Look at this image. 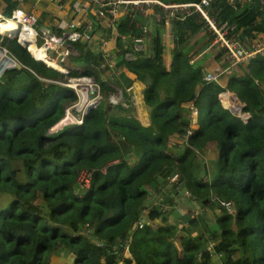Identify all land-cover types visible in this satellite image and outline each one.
<instances>
[{
	"label": "trees",
	"instance_id": "16d2710c",
	"mask_svg": "<svg viewBox=\"0 0 264 264\" xmlns=\"http://www.w3.org/2000/svg\"><path fill=\"white\" fill-rule=\"evenodd\" d=\"M2 1L9 18L14 4ZM251 3L239 13L237 0H214L207 13L217 27L233 17L227 25L250 36L264 32L260 4ZM171 26L169 70L155 40L153 57L131 49L134 57L116 65V72L125 68L134 80L143 78L148 126L135 118L124 92V105L110 103L115 88H122L121 74L109 77L111 70L99 68L101 56L86 44L73 43L77 55L69 58L84 64L83 73L67 67L64 74L36 61L15 38L3 37L14 46L0 45L22 67L0 78V264H52L60 250L72 264H211L213 255H221V264H264V51L229 78L227 89L249 115L243 121L222 106L223 88L205 81L200 65L190 63V39L180 29L191 36L207 29L201 15L193 9L178 13ZM117 31L138 32L129 16ZM80 77L99 86V102L81 124L50 135L78 101L66 80ZM190 105L198 113L195 127ZM173 140L182 144L172 146ZM208 142L217 148L212 168L204 156ZM82 172L89 174L88 188L79 183ZM175 174L191 201L218 211L214 222L199 211L185 227L169 223L162 209L171 205L167 196L161 207L148 206L152 195L164 199L167 188L177 192L175 184L168 186ZM140 220L143 226L133 229Z\"/></svg>",
	"mask_w": 264,
	"mask_h": 264
},
{
	"label": "crops",
	"instance_id": "0c3cea01",
	"mask_svg": "<svg viewBox=\"0 0 264 264\" xmlns=\"http://www.w3.org/2000/svg\"><path fill=\"white\" fill-rule=\"evenodd\" d=\"M10 1L14 4L13 10L14 9L20 10L35 16L37 20V28H49L53 33L58 35H60L64 31L59 27V24L62 21H69L71 19L78 18V15L73 10L74 4L78 3L79 5H81L83 15H80V17L84 16V18L86 19L93 18L95 22L93 38L94 41L97 40V42H95L96 43L95 47L87 45L89 50L92 53L98 55H100L103 52L106 53L108 52L110 56L114 57L115 63L113 68L111 69V74L110 72H106V74L109 77H111L112 74H116L117 76L119 75V73L121 74L120 80H121L122 88H115V93L112 95L115 102L112 103L116 104L122 102L124 105L125 103L123 97V92H124V94H126L127 96L126 101L129 102V104L133 108L135 118L143 126H148L150 124L148 108L146 107L143 100V91L145 89L143 78L140 77L134 80V77H131L128 73L126 74L127 71L125 68H123L122 71L120 72H116V65L119 59L121 60L125 58L128 60L134 57V55L130 51L132 49L131 47L133 45V39L141 35V26L146 25L149 27V29L144 33L143 42H142V51L140 52L142 53L144 52L147 54V56L153 57L154 48L152 49V47L154 46L153 40H155L156 45L157 44L159 45V56H158L159 60L160 62L163 63L164 67L167 70H169L172 61L173 52L175 50V36L171 24L173 22L174 17L177 14L171 15L168 19L169 24H166L164 19L161 17V12L158 11L160 6L157 4H153L150 6L149 9H147V17L136 16L135 18H132V20L134 21V26L138 30V32L136 31L137 35L135 37L130 34L127 35L124 34L119 36V33L117 31V23L125 17V14L120 13L116 17L117 18L116 21L111 26L109 25V21H108L109 16L99 19L94 18L95 17L93 16L94 6L92 4L87 3L85 0H10ZM157 1L163 4H172L179 2V0H166L164 2L160 0ZM252 2H257L260 4V1H252ZM250 3L239 4L236 11L239 13L246 12L247 10L244 9H247ZM5 9H6V4L2 0H0V14L2 15L3 18L8 19L5 14ZM259 9H261V4ZM261 12L264 18V13L262 9ZM262 14H260V16H262ZM232 18L233 17H230L226 22H224V24H221V26L218 28H224L231 21ZM260 18L261 17H258L257 19ZM232 26L233 29L227 33L228 38H231L236 42L240 43L246 50L257 49L254 57L258 53L264 51V48L258 51L259 48L264 47V32L253 33L250 36H245L241 34L240 31H238L235 24H233ZM180 32L186 33L185 35V37H187L186 39H190L189 41L186 42L187 50L190 55V63H194V62L198 63L203 71V74L219 75L216 83H218L224 90L223 92H221V94L231 92L230 93L232 95L231 98H234L233 94L237 97V95L234 92L232 91L229 92V90L227 89V85L229 83V78H231V76H233L234 74L239 73L238 66L234 68L229 67V61L228 59H226L227 58L226 54L223 53L224 51L221 50L219 48V45L215 42V38L212 32L207 28L201 30L196 35L191 36V32L183 27H181ZM0 35L2 36L0 40L3 39V37L9 39L15 38V37L12 38L3 35L1 33ZM119 37H120V41H119ZM104 40L106 41V46H104L106 50L101 49L102 42H104ZM92 44L93 43L89 45ZM69 46H70V55L67 56L66 59L64 60L66 61V64H68L70 57L77 55V51L72 46V44H70ZM56 54L57 53H52L50 54V57L54 58L56 57ZM69 65H68L69 68H73L71 67L73 65L72 63H69ZM63 66L64 68L66 67V65ZM65 70H67L68 72L67 68H65ZM126 80H130V82L132 81V83L126 86L125 85L126 82H124ZM223 81H225V83H223ZM227 98L230 101H233L232 99L229 98L228 95ZM220 101L222 106L224 107L221 99ZM239 103L243 105L241 106V113H242L244 103L242 102ZM234 109L236 110V107H234ZM242 114L248 115L246 113H242ZM196 125H197V117L193 127H195ZM181 144L182 141L177 142L176 140H173L172 142V146L181 145ZM205 151L208 152V155L209 153L213 154V156L209 157L211 160L210 162L216 160L217 148L215 143L208 142ZM205 160L207 161L206 158ZM166 190H167L165 191L166 193L162 195L164 199H162L159 195H152L149 199L148 206H155L157 204V201L160 199L165 201V197L167 196L169 198L168 200L172 201L171 205H168L170 206V209L167 210L168 222L171 224H177L180 227H185V225L189 222V220L193 219V217H190L184 211L187 209H191V206L196 203L191 201L189 198L185 197L179 191L173 192L172 191L173 188H167ZM196 205L198 206V204ZM198 208L199 211H202V213L204 214L202 219L208 221V223L214 222L216 216H219L217 210H210L208 207L205 206L204 207L198 206ZM147 210L148 208L143 211V215H146ZM210 248L211 245L209 246V249ZM63 261L61 260L60 263ZM118 264L121 263L119 262ZM211 264H221L219 257L213 255L211 259Z\"/></svg>",
	"mask_w": 264,
	"mask_h": 264
},
{
	"label": "built area",
	"instance_id": "2783aa9c",
	"mask_svg": "<svg viewBox=\"0 0 264 264\" xmlns=\"http://www.w3.org/2000/svg\"><path fill=\"white\" fill-rule=\"evenodd\" d=\"M87 3L94 6L93 16L94 18H104L108 17L109 25H113L116 21V17L120 13H124L125 16L135 18L136 16L147 17V9L151 5L157 4L162 9L161 17L164 19L166 24L171 15L178 13H186L189 9H193L195 12L199 13L204 19L208 29L212 32L215 38V42L219 45V48L224 51L226 57L229 61V67L234 68L239 64L245 63L248 60L252 59L257 51L246 50L240 43L235 40L228 38L227 33L233 29L232 25H226L224 28H218L215 25V22L208 16L207 10L214 0H199L195 3H185V2H176L172 4H163L157 0H85ZM240 4L250 3L252 1H260L261 9L264 13V0H237ZM81 5L78 3L74 4L73 10L78 15V18L71 19L69 21H62L59 24V27L64 31L58 35L53 33L49 28H37V20L35 16L25 13L20 10H12L11 15L8 19L13 21L19 26V30L16 33L15 39L20 41L22 34L31 35L36 46L43 49L46 58L53 59L57 64L63 63L67 56L70 55V44L73 43H84L89 45L93 39V33L95 28V22L93 18H84L80 17L83 15ZM8 19H5L0 14V22H6ZM149 29L148 26H141V35L133 39L132 51L137 53L142 51V42L144 33ZM1 33V32H0ZM2 34V33H1ZM21 44V43H20ZM106 46V41L102 42L101 49ZM28 50V47H25ZM264 47L258 49L262 50ZM57 53L56 57H50V54ZM101 62L99 65L100 69H112L114 66V57L110 56L109 53L103 52L100 54ZM3 63V64H2ZM2 64V65H1ZM22 67L17 58L5 47L0 45V78L6 71H12ZM65 70V69H64ZM67 70L64 71V74H67ZM219 75L204 74V80L207 82H216ZM88 82L90 88V95H94L92 99L89 98L85 110L81 113L78 124H81L83 117L87 114L90 108H93L97 105L100 98L99 86L93 82L92 79L88 77L82 78H71L68 79L64 86L71 88L77 95L79 100V95L76 92V87L79 85V82ZM89 97V96H88ZM99 100V99H98ZM110 103L115 102L113 96L109 97ZM114 104V103H112ZM118 104V103H116ZM115 105V104H114ZM190 113L189 117L191 119V124H195L196 117L198 115L196 108L193 105L189 106ZM191 134V131H187V134L183 137V141H186L187 137ZM178 175H173L169 179V187H173L172 184H175L177 191L181 192L185 197L189 198L188 192L184 189L183 183L178 181ZM79 183L85 188L89 187L90 177L86 172H82L79 176ZM162 200H158L156 206L161 207ZM221 205L225 206L229 211H233V208L229 204L221 202ZM199 206V205H198ZM196 204L191 206V209H187L184 212L190 217H194L198 214L199 208ZM163 210H169L170 206H162ZM144 221L140 220L136 223V226L142 227ZM128 245L125 246V253L127 254ZM220 257L221 255H215Z\"/></svg>",
	"mask_w": 264,
	"mask_h": 264
},
{
	"label": "rangeland",
	"instance_id": "374dc122",
	"mask_svg": "<svg viewBox=\"0 0 264 264\" xmlns=\"http://www.w3.org/2000/svg\"><path fill=\"white\" fill-rule=\"evenodd\" d=\"M95 42H97V40L96 41H94V38L92 39V42L91 43H93L92 45H88V46H92V47H95L96 46V43ZM0 43L3 45V46H5V47H8V48H12L14 45H13V42H11V41H8V40H5V39H1L0 40ZM90 43V44H91ZM223 52V51H222ZM224 53V52H223ZM31 54V53H30ZM223 55V54H222ZM227 59V58H226ZM3 64V63H2ZM1 64V65H2ZM68 64H69V62H68ZM68 64H66V61H64V63H59L58 65L59 66H61L62 68H64V66L63 65H66V67L65 68H67L68 67ZM57 65V66H58ZM226 65V64H225ZM58 66V67H59ZM60 67V68H61ZM71 67H73L72 69L73 70H76V71H78L79 73H83V67H84V64H82V63H78V64H76V66H74V65H72ZM64 68V69H65ZM63 69V70H64ZM65 71V70H64ZM63 71V72H64ZM80 78H82V77H80ZM105 78H107L106 76H105ZM79 79V78H78ZM222 79V78H221ZM68 80V79H67ZM66 80V81H67ZM223 83H225V81H223ZM89 86V83L88 82H79V85L76 87V92L78 93V95H79V100L72 106V107H70V108H68L67 110H66V115H65V117L63 118V120L60 122V123H58L55 127H53L52 129H50L49 131L50 132H48L50 135H53V134H55V133H57L59 130H61L62 128H64L65 126H68V125H78V123H77V121L79 120V118H80V115H81V113L85 110V107H86V105H87V101L89 100V98L90 99H92L93 98V96L94 95H90L89 93H90V88L88 87ZM230 92V91H229ZM231 93V92H230ZM89 96V97H88ZM100 98H101V96H100ZM100 98H98L99 100H100ZM97 99V101H99ZM223 100H224V103H225V105H227L228 107H232L233 109H234V107H236L237 108V106L232 102V101H230L228 98H227V95H223ZM140 112V111H139ZM133 114H134V112H132ZM141 113V112H140ZM213 151V150H212ZM206 153L204 154V156H205V158L207 159V161L208 162H210L211 160H210V158L209 157H211V156H213V154L212 153H209V155H208V152L207 151H205ZM14 166H19V165H16V164H14ZM211 166V167H210ZM209 167L210 168H212V164H210L209 163ZM0 202H1V200H0ZM3 202V201H2ZM210 210H213V209H210ZM60 251H62V250H60ZM58 252V253H56L55 254V257L54 258H52V260H53V263L52 264H58V263H60V261L62 260H64V261H66V262H70V263H72V259L70 258V254H68V253H65L64 251H62V252ZM124 255L125 256H127V254L126 253H124Z\"/></svg>",
	"mask_w": 264,
	"mask_h": 264
},
{
	"label": "bare ground",
	"instance_id": "6f19581e",
	"mask_svg": "<svg viewBox=\"0 0 264 264\" xmlns=\"http://www.w3.org/2000/svg\"><path fill=\"white\" fill-rule=\"evenodd\" d=\"M18 30H19V26L10 19H8L6 22L3 21L0 22V32L2 34H8L9 36L13 37ZM19 42L28 47L27 51L31 53V55L34 57L35 60L45 63L49 68H53L58 72L64 73L63 72L64 70L62 68L48 61V58H46V54L44 50L35 45L33 41V37L31 35L22 34ZM222 95H228L229 98L233 100L232 102H234V104L237 106L235 110L232 107H228L223 103L224 107L233 109L236 112H239L241 110L242 105L238 102V100L235 97L231 98L232 95L230 93H224ZM222 95H221V100H222ZM239 104H240V108H239Z\"/></svg>",
	"mask_w": 264,
	"mask_h": 264
},
{
	"label": "water",
	"instance_id": "95a60500",
	"mask_svg": "<svg viewBox=\"0 0 264 264\" xmlns=\"http://www.w3.org/2000/svg\"><path fill=\"white\" fill-rule=\"evenodd\" d=\"M3 35H6V36H9L8 34H3ZM9 37H11V36H9ZM13 37H16V34L13 36ZM12 37V38H13ZM18 43L20 44V42L18 41ZM22 45V47H26V45H23V44H21ZM29 52V51H28ZM31 55V54H30ZM221 93L219 94V98L221 99ZM233 96L238 100V98L233 94ZM239 101V100H238ZM240 102V101H239ZM243 106V105H242ZM229 109V108H228ZM233 114H236V115H238V116H240V118L243 120V121H248L249 120V115H243L242 113H241V110L239 111V112H236L235 110H233V109H229ZM135 227H136V224L133 226V229H135ZM60 264H72V263H70V262H66V261H63V262H61Z\"/></svg>",
	"mask_w": 264,
	"mask_h": 264
}]
</instances>
